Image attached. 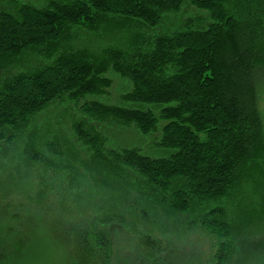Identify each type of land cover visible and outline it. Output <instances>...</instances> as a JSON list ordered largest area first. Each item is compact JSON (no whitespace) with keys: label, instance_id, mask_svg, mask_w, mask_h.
Returning a JSON list of instances; mask_svg holds the SVG:
<instances>
[{"label":"trees","instance_id":"1","mask_svg":"<svg viewBox=\"0 0 264 264\" xmlns=\"http://www.w3.org/2000/svg\"><path fill=\"white\" fill-rule=\"evenodd\" d=\"M188 5L196 9L192 16L183 14ZM109 74L128 87L122 102L150 108L92 100L110 96ZM262 90L264 0H47L43 8L0 0V215L18 216L14 203L34 209L42 196L35 180L22 189L30 175L20 165L33 175L39 165L55 172L58 165L44 157L41 144L62 163L77 158L64 133L48 137L39 129L36 139L35 132L41 114L73 104L82 117L67 120L63 132L70 128L90 152L86 170L104 171L120 192L112 195L109 185L104 206L80 210L84 222L73 230L67 264L119 263L108 228L115 222L143 225L137 240L147 264H167L179 247L169 239L180 238L183 221L213 242L209 264H239V241L264 250ZM110 128L160 133L156 147L168 155L109 147L115 146ZM13 156L18 165L7 169L1 158ZM135 192L172 218H188L161 225L141 210ZM115 199L140 211L132 224L111 208ZM257 235L262 238L253 242ZM33 240L1 224L0 264L54 262ZM242 261L264 264V252H247Z\"/></svg>","mask_w":264,"mask_h":264},{"label":"rangeland","instance_id":"2","mask_svg":"<svg viewBox=\"0 0 264 264\" xmlns=\"http://www.w3.org/2000/svg\"><path fill=\"white\" fill-rule=\"evenodd\" d=\"M15 1H17L18 5H33L37 8H43L47 3V0H3V5L10 6ZM195 13L196 9L190 5L186 6L183 11V14L186 16H192ZM108 76L114 80L110 96L90 97L92 100L129 109L147 110L150 108L122 102L120 97L128 90V87L124 80L119 76H116L115 74H109ZM79 110V106L67 103L58 106L55 109L52 107L49 111L41 114L39 120L41 122L35 125L36 139H38L39 136V129H42L46 134L51 132L61 136L64 133L71 145L77 148L76 150L79 153L76 152V150H73L74 154L76 153L77 158L71 161L68 157L69 160L65 158L63 163L70 168L63 170L62 159L53 156V153L47 148V146L41 144L43 147L41 153L44 157L57 163L58 166L56 167V171L54 172V169L52 168L48 169L46 166L39 165L36 167L37 173L33 175L31 171L26 170L25 163L20 162V165L25 174L30 175V179H25L24 184H22V189L26 191L27 185L35 180L36 187L39 186L38 188L43 191L42 196L35 200L36 205L33 207L34 209L25 207L23 203L22 205L20 203H14L15 205L13 209H16L15 211L19 212L18 216L13 217L12 212L8 216L0 215V225L3 224L6 228L17 232L18 236H21L26 242L28 241V243L32 241V239L37 240V245L40 243L39 249L42 246V250L47 251L50 254L54 262L52 261L48 263L44 260V264H60L59 261H65L67 264L66 260L69 263V240L71 239L74 228L82 226L84 222L82 219L79 220V217H82V212L80 210H90L104 206L108 197L107 186L109 185L116 190L112 191V195H118L120 192L119 184L118 182H115V180L110 179V184L108 185L107 174L104 171L102 173L92 171L93 166L90 164L88 171L86 170V161L89 159L90 152H88V149H85L81 144L77 143L70 128L68 129L69 131L63 132L66 122L70 121L72 123L71 120L80 119L82 117ZM259 110L264 124V90L259 93ZM160 126L162 127L163 124H160ZM100 128H102L101 125H99V129ZM108 132L112 142L115 144L114 146L109 142V147H113L114 149H120L123 145H127L128 147L141 149L144 155L150 157H166L168 155L166 151L156 147V143L160 138V133L153 136L142 137L135 132L129 133L128 131H122L120 128H110ZM45 136L49 137V134ZM24 143L25 140L19 142V150L22 149ZM3 145L4 147H8L6 146V143ZM61 149L65 152L68 148L63 146ZM1 160L6 163L5 167L7 169H11V167L14 168L19 162L14 156L9 160L3 158H1ZM76 176H78V179H75ZM85 182L90 187L88 191H85V188L82 186ZM73 186H79L80 189H73ZM81 186L84 189H82ZM142 196V194L139 195V193L135 192L136 198L142 199ZM116 199L111 200V208L122 209V211L119 209L118 213H122L126 217V220L132 224L133 222L131 221L135 220V215H138L140 211L133 212L131 209L132 205L129 203L122 205V203L120 204L119 200L116 201ZM14 201H16V199ZM137 202H140L138 206L141 210L143 209L145 212H148L149 215H152V220H156L161 225L163 223L166 224L164 220L167 221L172 218L163 207L155 206L153 203L146 202L143 199L141 201L137 200ZM22 206L25 208H22ZM123 209L125 210L124 212ZM105 214L106 212H100L101 216H104ZM185 218L188 217L182 215L172 218L173 220L171 223ZM21 224H23V226H20ZM180 227V238L174 236L169 239V241L175 242L176 246L179 245V247L174 251H170V253H172V258L167 264H209L208 260L216 251L213 242H210V239L201 231L189 228L188 223L185 221H183ZM108 228L115 239L116 258L119 260L121 256V259L117 264H147L142 255L143 253L141 249H139L137 240L138 234L144 229L143 225L138 224L137 227H135V225L132 224L129 225V227H124L120 223L115 222L113 225L108 226ZM134 230L137 233L134 232ZM247 231V227L242 228L240 229L239 235L244 234ZM166 236L168 238L169 235ZM240 238L241 237L237 238L238 241ZM261 238L262 236L257 235L252 239L253 242H256L257 239ZM252 239L250 241H252ZM244 242L246 241L238 242V251L240 254L237 258L239 259V264H246L243 263L242 259H245L247 252H254L257 254L262 251L264 252V250H258L257 247L253 246L250 247L247 242Z\"/></svg>","mask_w":264,"mask_h":264}]
</instances>
